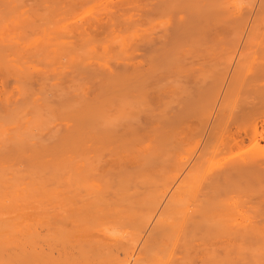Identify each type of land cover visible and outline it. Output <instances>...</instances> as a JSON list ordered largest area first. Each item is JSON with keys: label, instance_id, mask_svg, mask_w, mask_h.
Returning <instances> with one entry per match:
<instances>
[{"label": "bare ground", "instance_id": "bare-ground-1", "mask_svg": "<svg viewBox=\"0 0 264 264\" xmlns=\"http://www.w3.org/2000/svg\"><path fill=\"white\" fill-rule=\"evenodd\" d=\"M260 143L264 0H0V264H264Z\"/></svg>", "mask_w": 264, "mask_h": 264}, {"label": "rangeland", "instance_id": "rangeland-1", "mask_svg": "<svg viewBox=\"0 0 264 264\" xmlns=\"http://www.w3.org/2000/svg\"><path fill=\"white\" fill-rule=\"evenodd\" d=\"M205 86H207V85H205ZM204 86V87H205ZM161 95H163V98H164V93L163 94H161ZM207 95H205L204 94V96H203V99H201V101L206 105L207 103H209V98L207 99V97H206ZM166 97V96H165ZM195 97V96H194ZM233 97V96H232ZM232 97H230V99H232ZM167 98V97H166ZM206 98V99H205ZM230 99L228 100V101H230ZM234 99V98H233ZM232 99V100H233ZM193 100H194V98H193ZM207 101L206 103L204 102V101ZM233 101H235V99L233 100ZM183 104H186V102H184ZM227 104V103H226ZM230 104V105H229ZM231 104H232V106H231ZM239 104V103H238ZM237 104V101H235V104H233V102L231 101V103H228V107L226 106V105H224L225 106V108H223L224 110L223 111H225V112H222L221 114L223 115V116H221V114H220V120L219 121H221V122H219L218 123V125H220L219 126V131H217V132H215V135H214V132L210 135V137L207 139V143L205 142V137H204V135H201V133H197L198 131V126H196V124H197V122L196 121H198V113H194V112H197L198 110H197V108L195 107V110H193V112H192V118H191V116H190V120H188V118H187V120H188V122H185L183 125H182V127L183 126H185L186 127V129H187V123L189 124V121L191 122L190 124L192 125H188V126H191L190 128H195L194 130L196 131H194L193 130V133L195 132V133H197V135L196 134H187V136L189 135V136H191V137H187V138H185V140L186 141H182V143L183 144H188V143H190V146L188 145V147H189V149H188V147H184V146H182V143H181V145H180V147H179V153H181L182 154V152L183 151H181V148L182 149H184L185 148V150H187L188 152V154H189V156H188V158H191V161H193V160H195V156H197L199 153H200V151L202 150L201 148H203V143L205 142V147L206 148H204V151H203V153L205 152L206 154H203L202 153V156H201V160H203V161H200L201 163H203L202 165H201V167L202 168H200V169H202L201 170V173L203 174V178H208V177H210V175L212 174V173H214L216 170L215 169H217V167L219 166V164L221 165V164H223L224 162L223 161H227V160H229V158H231L232 156L234 157V155H232V154H235V152L238 150V148H235L234 147V145L236 146V145H238L239 146V149L241 148L242 150L243 149H245V151H247L248 149H250V150H252L253 149V144H251V142L249 141V139H248V137H245V134H244V132H247V135L248 134H250V132H249V130H247V129H250V128H253V126H254V122H255V120L254 119H252V121L250 120V122L249 121H247V122H243V124H236L237 122L235 121V120H231L232 118L234 119V116H236L237 114H236V109L235 108H238V105ZM182 106V105H181ZM183 106H186V105H183ZM179 107V106H178ZM177 107V108H178ZM172 108H174V107H172ZM232 108V109H231ZM171 109V108H170ZM175 109H176V106H175ZM171 110H173V109H171ZM227 110H228V112H227ZM232 110V111H231ZM222 111V110H221ZM236 111V112H235ZM232 112V113H231ZM229 113V114H228ZM226 114V115H225ZM229 116V117H228ZM232 117V118H231ZM224 118H227V119H224ZM231 118V119H230ZM235 119H236V117H235ZM195 120V121H194ZM225 120V121H224ZM258 120H260V119H258ZM227 121H228V123H227ZM235 121V122H234ZM230 122V123H229ZM252 122V123H251ZM221 123L223 124V125H228V127L226 126H223L222 125V127H221ZM247 123V125H249V126H245L244 124H246ZM231 124V125H230ZM237 126H239V127H237ZM222 129H221V128ZM241 127H243V130H242V128ZM198 128V129H197ZM238 128H239V130H238ZM216 130H218V126H217V129ZM215 130V131H216ZM230 130V131H229ZM237 130V131H236ZM241 130V131H240ZM185 131V130H184ZM222 131V132H221ZM226 131V132H225ZM239 131V132H238ZM243 132V133H242ZM190 133V132H189ZM218 133V134H217ZM241 135H240V134ZM217 134V135H216ZM225 134V135H224ZM242 134H243V136H242ZM196 135V136H195ZM214 135V137H212ZM239 135L240 136H242L243 137V141L241 140V138L239 137ZM203 137V138H202ZM236 137V138H235ZM232 138H234V139H232ZM238 138H240V141H239V139ZM189 139V140H188ZM232 139V140H231ZM238 139V140H237ZM246 139V140H245ZM192 140V141H191ZM213 140V141H212ZM224 140V141H223ZM236 140L238 141V142H236ZM187 141H188V143H187ZM190 141V142H189ZM242 141V142H241ZM245 141V142H244ZM186 142V143H185ZM201 142V143H200ZM233 142V143H232ZM250 142V144H248ZM213 143V144H212ZM237 143V144H236ZM193 144V145H192ZM209 144V145H208ZM211 144V145H210ZM208 145V146H207ZM222 145V146H221ZM226 145H228V146H226ZM246 145H248V146H246ZM250 145H253V146H250ZM182 146V147H181ZM259 146L260 147H256V149H254L255 151H257L258 153L260 152L261 153V155H263L264 156V143H260L259 144ZM208 147V148H207ZM223 147V148H222ZM236 149H234V148ZM187 148V149H186ZM227 148H229V149H227ZM248 148V149H247ZM260 148V149H259ZM232 151H231V150ZM234 149V150H233ZM240 149V151L238 150V152L239 153H242V152H244V151H242ZM226 150V151H225ZM250 150H248V151H250ZM181 151V152H180ZM228 151H231V152H228ZM242 151V152H241ZM253 151V150H252ZM192 152V154H191V156H190V153ZM193 152H195V153H193ZM233 152V153H232ZM238 152H236V155L237 154H239ZM232 153V154H231ZM259 153V154H260ZM185 154V153H184ZM183 155V154H182ZM186 155V154H185ZM235 155V156H236ZM187 156V155H186ZM194 156V157H193ZM204 156V157H203ZM227 159V160H226ZM189 161H190V159H189ZM223 162V163H222ZM200 163V164H201ZM210 163V164H209ZM216 164V165H215ZM206 165V166H205ZM204 169V170H203ZM207 170V171H206ZM203 171V172H202ZM258 180L259 181H261V183H263L264 184V175H262V176H260L259 178H258ZM237 206V205H236ZM235 205H234V207H235V209L238 207L239 208V206H237L236 207ZM231 207V208H230ZM244 207V206H243ZM258 208V207H257ZM264 208V207H263ZM227 209H229L230 210V214L232 215V217H233V220L232 221H235L234 223H236V222H238L237 224H240V225H243L242 223L244 222V224H246V223H248L249 222V220H247V219H249V218H247L248 216L246 215V218L244 217L245 215L244 214H247V213H244V212H249L250 210H248V207L247 208H243V212H242V207L240 208L241 210H239V209H236V210H234L233 208H232V205L230 206L229 205V208H227ZM231 209H233V211H237V212H232V210ZM259 209V208H258ZM260 210H261V208H260ZM263 210V209H262ZM239 216H238V215ZM249 214V213H248ZM235 215H237V216H235ZM241 215H243V216H241ZM234 217H236V218H234ZM244 219H246V220H244ZM243 220V221H242ZM259 221V220H258Z\"/></svg>", "mask_w": 264, "mask_h": 264}]
</instances>
